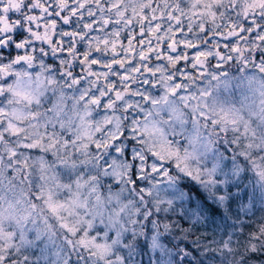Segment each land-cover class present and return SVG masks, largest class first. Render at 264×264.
Segmentation results:
<instances>
[{"label":"snow or ice","instance_id":"6c2138e0","mask_svg":"<svg viewBox=\"0 0 264 264\" xmlns=\"http://www.w3.org/2000/svg\"><path fill=\"white\" fill-rule=\"evenodd\" d=\"M0 264H264V0H0Z\"/></svg>","mask_w":264,"mask_h":264},{"label":"rangeland","instance_id":"374dc122","mask_svg":"<svg viewBox=\"0 0 264 264\" xmlns=\"http://www.w3.org/2000/svg\"><path fill=\"white\" fill-rule=\"evenodd\" d=\"M239 98V96L237 95V99Z\"/></svg>","mask_w":264,"mask_h":264}]
</instances>
